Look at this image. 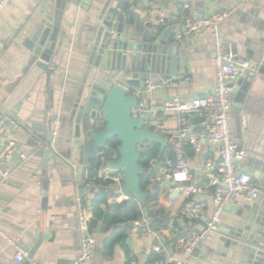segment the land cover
I'll use <instances>...</instances> for the list:
<instances>
[{"label":"crops","instance_id":"obj_1","mask_svg":"<svg viewBox=\"0 0 264 264\" xmlns=\"http://www.w3.org/2000/svg\"><path fill=\"white\" fill-rule=\"evenodd\" d=\"M185 3H189L190 7L184 9ZM221 11L228 13L222 22L223 35L234 43L241 58L250 63L236 77L234 85V89L239 90L242 85L251 82L244 103H237L234 107L237 94L232 96L234 138L239 145L246 147L242 117L246 116L252 133L261 130L264 125V0L6 1L0 10V91L7 84L19 80L29 60L30 52L22 46L27 26L46 14L60 25L56 37L58 53L52 59L58 65L57 74L51 78L55 94L49 97L48 81L44 75L27 99L3 118H13L22 127L14 128L5 122L0 128V149L5 144H12L0 164V264H75L81 255L76 205L78 190L83 194L91 218L101 214V211L108 212L111 217H119L117 205L132 199L118 191L119 187L112 181L104 179L105 173L112 171L109 168L103 170L99 166L91 173L87 150L83 151L75 142L78 124L76 116L71 114L72 91L88 67L96 62V44L103 43L107 31L103 21L112 20L113 24H117L122 16L126 31L128 26H136L138 35L134 34L135 37L157 48L158 65L149 79L160 82L162 87L150 89L147 86L148 97L141 102L149 108L158 109L160 124L173 130L179 128L186 118L176 111H163L164 102L173 97L190 101L194 97L208 95L216 83L213 37L202 33L177 38L182 29L181 15L186 12L205 16ZM100 28H103V35L99 32ZM259 63V70H256ZM58 71L64 72L63 85L57 80ZM246 74H250L251 78L243 77ZM146 117L148 126L164 134L151 113H147ZM197 119L188 117L194 128L201 131L202 126L196 123ZM47 132L52 133L49 145ZM47 146L51 148L49 154L45 152ZM165 152V156H174L171 147ZM185 152L194 171L192 183L200 186L202 191L189 194L188 185H183L172 198H168L171 183L160 185L159 199L171 211L170 221H173L174 228L153 229L144 217L130 223L131 228L124 232L127 223L114 218L111 225L102 215L98 218L99 223H103L102 231L112 230L111 235L105 239L102 248L96 244L91 259L76 264H132L133 260L135 264H145L166 256L180 257L177 233L182 235L207 225L214 210L212 193L205 187L204 162L211 160L217 163L219 160L218 146L207 142L201 153H195L192 146H187ZM244 164V161L240 163L248 170ZM6 172L8 175L4 176ZM251 174L253 184L261 192L260 179ZM257 199L243 197L227 204L245 208L254 206ZM196 202L205 204L204 218L188 220L181 215V211ZM234 213L231 209L226 210L225 225L222 226L224 232L195 248L188 264H223L222 261L235 264L245 258L243 249L246 243L237 240L238 245H232L234 238L232 240L225 234L226 229L232 226ZM119 226H123L121 232ZM124 234L126 237L122 238ZM13 239L26 251L20 262L15 259L17 247L11 243ZM154 245L159 246V252L152 251ZM34 248L33 257L29 259ZM217 250L227 254L228 258L217 255Z\"/></svg>","mask_w":264,"mask_h":264},{"label":"water","instance_id":"obj_2","mask_svg":"<svg viewBox=\"0 0 264 264\" xmlns=\"http://www.w3.org/2000/svg\"><path fill=\"white\" fill-rule=\"evenodd\" d=\"M110 14L113 15L112 10ZM103 23L107 31L103 43L96 44V62L94 66L88 67L72 91L74 97L71 114L76 116L78 124L75 142L83 151L87 150L89 159L97 154L100 156L101 169L109 168L112 171L123 172L121 191L129 198L136 199L147 216L145 209L147 192L141 187V177L148 173L149 169L140 164L143 154L141 147L145 143L158 144L160 149L157 159L160 161L165 149L173 148V144L159 130L149 127L145 116H133L132 108L143 98L148 97L146 81L151 78L158 65L159 55L155 46H148L146 42L135 37L138 35L136 26L132 28L128 26L126 31L124 17L121 16V22L117 24H113L112 20H105ZM59 25L46 14L39 21L36 20L27 26L22 46L30 52V57L19 80L7 84L4 90L0 91V121L27 99L44 75L48 81L49 97L55 94L51 78L57 74L58 65L52 59L58 53L56 37ZM102 29L100 28L99 32L103 35ZM144 38H148L147 34ZM257 67L256 70H259L260 63ZM243 77L251 78V75L246 74ZM57 80L63 85V71H58ZM235 83V80L232 81L233 87ZM250 84L248 81L239 90L233 88V94H237L234 107L237 103H244ZM201 121L198 117L196 123ZM243 127L247 145L244 147L240 144L245 151L242 161L245 162L244 166H247L248 171L260 179L261 192L254 206L240 208L238 205H225L219 217L218 231L212 233L209 238L221 236V232H224L222 226L225 225L224 214L226 210L231 209L235 212V218L225 234L231 239L234 238L232 245H238L237 240L246 243L243 249L245 258L235 264H264V125L255 133H252L247 123ZM115 137L119 141L117 158L108 159L104 151L98 153L101 149L108 150L109 141ZM46 139L49 145L52 139L51 132H47ZM49 147L45 148L46 154L51 151ZM80 169L79 167V171ZM190 184L184 183L188 186ZM102 224L100 222L94 231L99 248L104 246L105 239L112 232V230L103 232ZM198 229L202 231L204 226ZM34 251L35 248L30 252L29 259L33 257ZM216 254L228 258L227 254L220 250H217ZM222 262L234 264L232 261Z\"/></svg>","mask_w":264,"mask_h":264},{"label":"built area","instance_id":"obj_3","mask_svg":"<svg viewBox=\"0 0 264 264\" xmlns=\"http://www.w3.org/2000/svg\"><path fill=\"white\" fill-rule=\"evenodd\" d=\"M7 0H0V10L4 7ZM245 2L247 0H241ZM190 7L189 3L183 5L184 9ZM228 17L226 11L215 12L205 16H194L190 13H182V29L177 33V38L183 36H192L202 33H209L215 42V71L216 83L213 91L205 96L194 97L190 101H183L178 97H173L164 102L163 111H176L183 115V123L179 128L168 130L159 122L161 116L158 109L148 108L146 104L140 102L132 108V114L136 117L147 116L151 113L153 120L158 127L164 131V136L173 144L174 156H164L160 161L153 158L149 162V170L153 175L150 177L151 186H159L170 182L171 186L167 191V197L172 198L175 192H178L185 182H191L194 179V171L186 156V147L192 146L195 153H201L204 144L210 143L218 146L219 160L217 163L211 160H205L204 173L207 178L205 187L212 193L214 210L209 217L204 230L197 228L191 229L182 234L177 240L180 257L166 256L145 264H188L190 256L195 248L206 241L212 233H217L219 228V217L227 203L234 202L237 199L248 197L257 199L260 194V188L253 184V176L250 171L242 168L241 161L245 157V151L234 138L232 129V81L236 79L250 65L249 61L241 58L235 50L234 43L225 38L222 32V22ZM147 86L150 89L162 87L158 81L147 79ZM201 118V131H197L188 121V117ZM147 118V117H146ZM7 122L14 128H21L22 124L13 118L2 119L0 128ZM243 125L247 123L246 116L242 117ZM12 144H5L0 149V164L6 157ZM8 173H4L7 176ZM105 180L112 181L121 190L123 184V174L117 171L105 173ZM189 194H195L202 191L200 186L190 184L187 187ZM76 205L78 214V231L81 236V255L75 262L89 260L92 257L96 246L95 233L91 231L89 222L91 213L86 208L83 200V194L78 190L76 195ZM181 215L188 220L202 219L205 215V204L196 202L186 210L181 211ZM174 228L173 221L169 222L166 230ZM16 245V261H22L26 255L24 247L17 243V240H10ZM152 251L159 252L157 245L152 247ZM136 261H132L135 264Z\"/></svg>","mask_w":264,"mask_h":264},{"label":"trees","instance_id":"obj_4","mask_svg":"<svg viewBox=\"0 0 264 264\" xmlns=\"http://www.w3.org/2000/svg\"><path fill=\"white\" fill-rule=\"evenodd\" d=\"M151 127V126H149ZM119 145V141L117 137L111 139L109 141L110 148L108 150L101 149L98 151H104L105 155L108 159H114L118 157L117 152V146ZM141 150L143 151V154L140 158V164L144 168L149 169V162L153 158H157L159 155V145L154 143H145ZM166 152L163 154V157L165 156ZM162 157V158H163ZM90 169L91 173H94L96 168L102 165V161L100 156L97 154L92 159H90ZM153 175L152 171L149 170L148 173L144 174L141 177V187L144 191L147 192L146 197V206L145 209L147 211V216L144 214V209L141 207L139 202L135 200L134 198L130 199L126 203H122L120 205H117V209L119 211V217H111V215L108 212L103 213L101 211V214L96 215L94 218H91L89 222V226L92 232H94L95 228L97 227V224L99 223L98 218L103 215V217L106 218V222L111 224L114 222V218L120 219V221L127 223V225L124 227V230H129L131 228L130 223H133L135 220L143 219L144 217L149 220V224L153 229H161L162 227L166 228L168 227L169 221L171 220V211L164 206L160 202V186L158 184L151 186L150 177ZM112 218V219H111ZM123 226H119L118 230L120 229V232L123 230L121 229ZM126 230L124 232H126ZM180 233H177V238L180 237ZM126 234L123 235L122 238H125Z\"/></svg>","mask_w":264,"mask_h":264}]
</instances>
